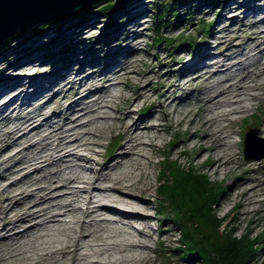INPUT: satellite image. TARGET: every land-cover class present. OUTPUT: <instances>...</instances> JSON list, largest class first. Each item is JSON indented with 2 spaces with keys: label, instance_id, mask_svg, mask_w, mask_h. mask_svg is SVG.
Segmentation results:
<instances>
[{
  "label": "bare ground",
  "instance_id": "6f19581e",
  "mask_svg": "<svg viewBox=\"0 0 264 264\" xmlns=\"http://www.w3.org/2000/svg\"><path fill=\"white\" fill-rule=\"evenodd\" d=\"M246 1L243 4H247L248 2L256 4L255 2L258 0ZM251 8L253 7L247 5L246 9ZM260 10L262 16L259 21L264 23V10L262 8ZM247 28H238L242 34H238L237 44L230 41L235 38L234 34H230L232 30L229 27L224 28L222 30V32L224 31V35H220L217 38V44H222V46L218 47V56L211 57L209 45L198 54L199 57L203 56V58L193 60L186 69H193L195 71L192 74L195 81L191 80L192 78H188L182 86L179 83L172 84L169 79L168 81L158 79L155 81L157 90L153 94L146 90L147 84L150 86L152 81L149 79V73L147 72L145 74L142 73L140 76L145 77L146 81L144 83H140L141 80L137 79V83L133 84L135 93L133 96L119 94L121 108L124 109L123 116H117L120 122L118 133H120L119 136L122 139L120 149L119 151L117 150L116 156L112 160L98 161V167L92 170L93 174L91 176L81 178L82 174L79 173L81 175L77 174L76 176V172L75 175L70 174V177L68 176L62 181V185L65 186L68 184V181L80 178V182L83 184V186L79 185L80 188L68 187V189L63 190L60 196L52 195L48 197L49 199L45 198L46 195L51 194L50 191L53 192V188L51 186L52 173L48 171L44 173V166H36L33 170L24 172L19 178H15L14 181L0 188V264H144L148 257L145 256L144 251L143 254H140L137 250L151 248L148 241L144 238L149 240L152 237L151 232H148L146 229L148 227V220L152 217L153 213H150V210L148 211L152 198L147 194L148 190L146 191V188H148L150 183L145 181V177L148 174L143 170L144 163L141 159L146 158V161L151 163V155L155 153L154 151L158 144V139L157 141L155 139L159 135L153 134L154 136L149 137L148 140L146 134L149 131L158 129L159 126L164 129L165 124L159 117H153L150 112L143 115L140 111L141 108L139 105L136 106L135 102L137 98H142L143 101L149 100L150 111L154 109L156 103V107H160L159 110L164 116L169 114V110L166 109L169 102L178 103L180 100H186L191 105L197 104V110L192 109L190 106V108L185 107L186 109L180 110L179 114L183 116L179 117V122L185 119L187 120V122L185 121L187 125L193 126L190 132L192 137L197 138L199 134L202 135L201 138H197L200 141L197 143L198 152L196 153L198 154L202 150L206 152V159L208 158L209 160L207 164L210 166L212 172H219L220 170L223 173L234 172L235 170L229 166L230 161H234V157H236L235 151L232 152L231 147L234 144L239 146L241 139L240 137L237 139L234 137L233 124L235 118L232 114L242 113L249 109L251 111L252 105L249 103V100L258 98V92L253 91L264 89V28L263 30L258 28V22L256 21L249 24ZM238 30L235 31L237 32ZM227 32L229 33L227 34ZM210 57L211 59H209ZM124 62L125 65H128L127 59ZM123 68L125 67H121L120 70L113 69L112 71L100 70L101 75L95 74V76L99 75L98 80L101 78L106 83L94 85V88H96L93 91L90 90L91 87H88L81 94H75L74 98H71L69 104L67 103L64 109H56L57 105L54 110L63 112L65 116H60L62 118L59 117L60 119L58 118V122L55 123L57 127L46 132L44 136L38 135V129L44 119H51L54 110L45 114L41 110L44 105H41L37 109L35 106L33 107L32 102L27 105V107L31 106V108L25 109L26 112L23 111L22 115H19L20 119L16 123H13V126L4 132V136L0 139L1 142L5 136L12 137V135H17L13 137L12 143L16 142L19 137H25V143L20 145L11 155L9 154L4 158L0 157V167L2 166L3 170L8 173L12 165L8 167L6 163L11 162L14 154H17L21 155L19 161L24 166L30 165L29 163L40 157L47 160V163L54 164L57 167L54 174L63 172L68 165V161L66 162L67 164H64V161H66L64 159L67 158L65 155H69L71 152L66 150L57 157L52 156L56 152L57 147H65L62 146L65 136L55 138L56 142L52 143L53 145L51 144L53 150L52 152L50 151L51 153L41 152L44 146L41 143V139L45 138L48 134L49 136H54L55 130H59L62 123L64 126L74 123L75 119L80 115V110H83L84 114L96 111V109L98 110L106 98L113 96V93L109 91V86L114 85L113 83H118L117 77L119 72L126 70ZM62 69L66 70L64 74L65 78L72 76V79L67 80L68 82L66 83L63 82V86L59 84V81H53L51 87L43 88L38 94L41 93L40 95H43V93L48 92V95L43 96L45 98L43 99L44 102L48 103L58 93H61L63 97L65 95L66 97H71L68 93L71 92L70 88H72L73 81L78 80V82H81V80L86 79L88 76L85 73L79 76L77 72L74 73L75 75H70L71 71L69 68L62 67ZM108 73H113V76L111 77ZM166 74L168 75V73ZM42 81L47 82V80L43 79ZM0 84L4 86L0 92V99L1 96L5 98L0 101V112H2L0 114L1 126L2 120L5 121L12 116L16 117L19 110L22 109L19 105L22 102L26 105L32 95L28 94L30 93L28 90L26 96L22 98L19 96L26 93L25 87H22V90L16 89L21 86V83L19 85L14 84L15 86L13 87L8 85L9 81H0ZM185 87H190V90L186 91L183 97L178 96L179 91ZM54 89L56 91L53 92ZM10 90L11 94L9 93ZM168 92L174 95L173 99L169 102L164 99ZM9 94L10 96H8ZM190 94H193L194 100L190 98ZM87 98L91 100L90 105L86 103L87 100L85 99ZM261 99H264V97ZM74 103L78 106L72 107ZM256 103L258 104V102ZM216 108L217 110H215ZM73 111L77 113L71 115ZM10 112H13V114ZM207 112L210 115H207ZM133 113H135V116ZM97 118H99L97 115L96 117L89 118L87 119L89 121H86L82 125L89 126ZM261 125L263 127H260V130L264 132V118ZM71 127L73 128L74 126ZM99 129L101 128L97 127V130L100 132ZM88 131L90 130L86 129L82 131V136L84 133H88ZM95 132L93 130L91 134ZM33 134H36L39 138L32 137ZM47 143L49 142L47 141ZM32 148H36L37 151L30 156L24 155V150ZM147 148H151V150L147 152ZM1 151H3V148H1ZM73 154L77 153L73 151ZM262 157L258 161V166H249V170L243 168V172L247 173L248 178L251 180V183L248 185L249 190L245 189L243 185L246 182L244 177L242 178L245 181L234 184L235 187L243 185V188H240L242 190L235 194L238 198L235 197L237 202L242 206L245 203L255 201L251 199L248 193L253 191L258 192L257 189L264 193V155ZM130 165H132L134 171L136 169L139 171L135 172L136 174L131 172V170L130 173H126L124 170L129 172ZM36 170L43 173L41 177L39 176L40 179L31 175V172H36ZM138 174L139 176H137ZM43 180L50 183L41 185L39 182ZM239 186L237 187L239 188ZM137 187L140 188V193L134 192ZM81 190L86 192L83 197L80 193ZM37 194H40V196L35 199ZM59 197H67L69 199L62 202ZM79 200L83 201V204L87 207L84 208L87 210L81 214L77 212ZM37 205H40L38 210L34 208ZM71 213L70 219H72L75 227H71L65 219V216ZM108 225L110 228L106 229ZM76 230L81 231L78 237L72 234ZM102 231H105L106 234L97 235L98 232L100 234ZM64 233H66L65 237L60 236L64 237L63 241L60 239L56 240L58 234ZM50 234H56V238H49ZM117 235H122L123 237H116ZM46 239H51V241H45ZM55 241H58V243ZM54 243L57 244L53 245ZM261 251L257 257L259 262L264 264V248ZM18 254H21L19 257L24 260L23 262L15 261L16 258H19L17 257ZM169 263L178 264V261L173 260V262L170 261Z\"/></svg>",
  "mask_w": 264,
  "mask_h": 264
},
{
  "label": "rangeland",
  "instance_id": "374dc122",
  "mask_svg": "<svg viewBox=\"0 0 264 264\" xmlns=\"http://www.w3.org/2000/svg\"><path fill=\"white\" fill-rule=\"evenodd\" d=\"M100 1H101L100 6L111 2V0H100ZM152 1L153 0H130L129 2L128 0H126L125 2H123L124 4L128 2V4L126 5H129V7L128 10L124 12L122 16L124 17L129 16L130 17L129 20H126L124 25L121 26L122 29L115 32L114 31L110 32L107 35L106 39L103 38V40L100 41H95L94 35H97L99 32H101L99 28L101 27L100 25L103 20V16L102 14L101 15L92 14V13L87 14L85 18L86 21L84 23H81L80 25L78 24L71 26V28L67 29L68 34L70 33V38H72L71 40L73 41V45L69 49V52L64 55L62 54V56H59L58 53H56L59 47L53 46L49 49V51H51L52 49L51 53H53L49 59H45L42 56L45 52V49L42 48L39 49L37 48V46L40 45L41 43L42 44L48 43L49 40L54 37L55 31H53L51 25L46 28L39 27L42 23H43L42 26L47 25L49 23L47 21L49 19L51 20V18L43 22L39 21L38 24H32V25L27 24L25 26L18 27V30L19 31L23 30V32H21L19 36H17V38L12 39L9 44L11 46L12 45L14 46L15 45L14 43L19 38L20 40L23 39L24 42L22 44L19 43V45L14 46L12 51H9L8 54H11L9 56L11 60L7 61V59L3 58V56L0 55V81H6V82L9 81L8 85H10L11 87L15 86L14 84L19 85L21 83L20 84L21 86L16 89L22 90V87H25L24 89L26 90L25 91L26 93L22 96L21 95L19 96L21 98L23 96H26V94L28 93L27 91L29 90L30 93L28 94H31L32 97L28 99L30 101H27L26 105L23 104V102L22 104L19 105L22 107L21 109L22 111L19 110L18 115L16 117L12 116L11 117L12 119L9 117L5 121L2 120V125L0 126L1 128L0 139L1 137L4 136V132L7 129H9V127L13 126V123H16V121L20 119L19 115H22L21 113H23V111L26 112L27 109L31 108V106H29L30 108L27 107V105L31 104V102L33 107L35 106L36 109L38 107L40 108L41 105L42 106L44 105L41 110L45 114H47L46 112L51 111L52 107L55 106L54 108H56L57 105L59 106V104H60L59 108L64 109L67 103L69 104L71 98H73L72 97L73 93L74 95L79 93V91L82 90V88H84L85 85L87 86L89 84L88 85L89 88L90 87L94 88V85H100L103 84V82L106 83V81H104L103 79L101 80V78L100 80H98L99 75H101L100 70L105 69L112 71L113 69L120 70L121 67H125L123 69H126L127 72H125L126 70L125 71L122 70L119 72L117 77L118 83H113L114 85L109 86V91L113 93L112 94L113 96L106 98V100L103 101L104 102L103 105H101L98 108V110L96 109L97 112L96 111L89 113L85 112L86 114H84V111L80 110L79 112L80 115L78 116L79 118L77 117L74 123H71L70 125L65 124L66 126H64V124L62 123L61 128H59V130L57 131L55 130V135H54L55 137L49 136V134L46 135L45 138L41 137L42 138L41 143L42 145H44L43 150L41 152L44 151L45 153L46 152L51 153L53 151L52 145L56 142L55 138L59 136H65L62 145L65 147L64 148H62L61 146L57 147L56 152L52 156V157H57L58 155L64 153L66 150H69L71 152L69 155L68 154L65 155L67 158L65 157L66 159L64 160L66 161H64V164L68 163V165L63 172L61 171L59 173L57 172L56 174H54L57 167L54 166V164L47 163V160L42 159L40 157H37L38 159H35L33 162L29 163L30 165L24 166L23 163L19 161L21 155L14 154L12 161L6 163L8 167L12 165L9 168L11 171L9 170V172L6 173L3 170V167L2 166L0 167V188L4 187L9 182L14 181L15 178L16 179L19 178L24 172L28 170H32L34 167L36 168V166H42V167L44 166L45 168V170L43 171L44 173H47V171L52 173L51 185L53 187L52 189L53 192L50 191L51 194H49L48 196L46 195L45 198H48L52 195L60 196L63 190L68 189V187L75 188L76 185H78V182H80L78 180L80 178L76 180L68 181V184L65 186L62 185L63 183L62 181L64 180V178L68 176L70 177L71 175H75L76 172H77L76 176L77 174L79 176L82 174L81 178L86 176H91L93 174L92 170L97 168L98 166V161L100 162L101 160L104 161L105 159H109V156L112 155L114 156V153L115 154L117 153L116 150H115L116 152L114 151L113 153L112 151L109 152L108 147L110 146L111 142H113L114 140H117L118 138L121 139V137L119 136L120 133H118V125L120 124V122L117 116H123L124 109L121 108V102L118 95L122 93L133 96L135 94L133 84L137 83L136 80L140 79L141 80L140 83H144L146 81L145 77H140L142 73L145 74L148 72L150 77L149 79L152 80L151 85L149 86L147 84L146 87V90L149 93L154 94L156 92L157 89H156L155 81L158 79H161L163 81L165 80L168 81L169 79L172 84L179 83L182 84L183 86L188 80V78H192L191 80L195 81L192 76V74H194L195 71H193V69L190 70H186V69L188 68V65L192 63L193 60L201 58L199 57L198 54H200L204 48H206L209 45L211 52L210 55H212L211 57L218 56L217 54L219 51L218 47L222 46V44L220 43L217 44V38L220 35H224V31L222 32L224 28L229 27L232 30L230 34L231 35L234 34L235 38H233L230 41L234 44H237L238 34H242L238 30L239 27L248 29L247 27L249 26V24L256 21L258 22V28L262 30L264 28V23L259 21L261 19L260 17L262 16L259 10L258 12H252L248 10L249 11L248 12L246 9L247 5L251 7L252 4L251 2H248L247 4H243V2H247L246 0H225L224 3L222 2L221 4L220 2L219 3L217 2L216 4H208L209 1H205V3H203L201 6H195L196 4L193 5L196 2V0H190L188 2L185 1V3H183L184 5L181 7L184 8L182 9V11H184L185 13L183 17L188 15L186 14L188 11L187 10L188 8H186V6L188 7L191 5L190 8L192 10V13H190V16H188L189 18L182 19V21L180 22L176 21L175 24H173V26L166 27L164 33H166V35L175 36L176 33L182 30L184 35H186L187 33L188 36L194 37V40L193 41L191 40L193 46L189 45L188 43L184 45H179L175 49H173L171 53L169 50L173 48L172 45L177 42V39L173 41L171 45H169L171 46L169 48L167 45L163 46L164 43H161L158 46L156 45L152 46V42H151L153 40L152 12L154 11V8L151 7L153 5ZM257 2L255 3L259 5V7H264V0H258ZM96 7L93 8L91 7L94 10L93 13H96V11L98 10L96 9ZM85 8L83 10L81 9L79 12H76L74 14L70 13V15L64 17L63 20L66 19L72 20L70 16L72 17L73 15L85 11ZM193 18L194 20H192ZM196 18L197 20L201 18L204 19L205 21L208 20V22H210L211 25L207 30H204V32L197 31L199 24H197V22H192V21H196L195 20ZM53 19H59V18H53ZM66 23L67 22L62 23V28H64ZM40 28L41 29L45 28V29L43 31H40L39 34L38 30ZM18 30H16L15 32H17ZM235 30L238 31L236 32ZM15 32H12L11 34L8 35L10 36L15 35L14 37H16ZM228 33L229 32H227V34ZM103 41H107L108 45L106 46H104V44L102 45ZM28 44L30 45L28 47L30 48V52L28 53L24 52L27 53L24 55L20 54L21 50H19V48L26 46ZM88 45L91 46H89L90 47L89 49H86ZM17 50H19V52H17L16 54L15 52ZM65 55L67 56L69 55L67 62H65L66 60L64 59ZM211 57L209 59H211ZM126 59L128 60V65H125L124 61H126ZM108 65H110V67H108ZM62 67H66L67 69L69 68V70L71 71V72L69 71L70 75L71 74L73 75L75 72H77L79 76H82L84 73L88 74V76L86 77V79L81 80V82H77L78 80L73 81V85H71L72 88H70L71 92L68 93L69 96L71 97H66V95L63 97L61 93H58L57 96H54L48 103H46L43 101V99H45L43 98V96L48 95V92L43 93V95H40L41 93L38 94L39 92L42 91L43 88L46 89L48 87H51L52 85L51 83L53 81L54 82L59 81V84H62L61 86H63V82L66 83L68 82L67 80L72 79V76H68L65 78L64 74L66 73V70L62 69ZM166 73H168V75ZM95 74H99V75L95 76ZM108 74L111 77L113 76V73L112 74L108 73ZM42 79L47 80V82L46 81L43 82ZM178 81H180L181 83ZM74 85H77L76 92L73 89ZM3 88L4 86H1L0 84V92L1 90H3ZM85 89L86 87L84 88V90ZM11 90L10 92L8 91L10 94H11ZM54 91H56V89H54L53 92ZM253 92L256 93L258 92L257 93L258 98L255 99L252 98L249 100V103L252 105L251 111H249L250 110L249 109L248 111L245 112L243 111L242 113H237L238 115H235L236 117L234 119L235 122L233 124V127L235 131L234 137L236 139L238 137L242 139L241 136L243 135V131L245 129H249L252 126L257 127L258 135L264 137V132L260 130V127L261 128L263 127V125L261 124L264 118V99H261L262 97H264V89L262 88V90H254ZM10 94L8 96H10ZM180 95H183V92H181ZM171 96H173V93L168 92L167 99L164 98L165 101L168 100L167 102H169ZM3 97L4 96H1V99H5ZM85 100L88 101L89 105L91 104L90 103L91 100H89L88 98ZM183 101L180 100L178 103L169 102V104L166 106V109L169 110V114L167 116H164L162 114V112L159 110L160 109L159 106L156 107V103L154 105V109H152V111H149L150 113H152L153 117L156 118L159 117V119L165 124V128L162 129L159 126L158 129H155L154 131H149V133L146 134L148 140L149 137L154 136L153 134L159 135L155 139L156 141L158 139V144L155 148L154 151L155 153L151 155V163H148L146 161V158L141 159V161L143 160L142 162L144 163L143 170L145 171V173L148 174V176L145 177V181L147 183H150L148 188H146V191L148 190L147 194H149L150 197L152 198L150 205L148 207V211L150 210L149 212L153 214L152 217H150L148 220L150 225L147 224L148 227L146 230L148 232H151L152 237L149 240L144 238L150 244L151 246L150 249L141 248L142 250L138 249L137 251L140 254H143L145 252L144 253L145 256L148 257V259H146L144 264H170L169 262L170 261L173 262V260H175L176 262L178 261V264H201L198 257L184 258L181 255V252L177 250L176 251L172 250V248L175 247L176 244L179 245L178 240L180 234L178 233L179 232L177 228L178 225L173 222L174 214L170 211V209H167L168 207L163 206V204L161 203V201L165 200L164 195L160 197L161 194L157 193L156 190L157 186L159 185L158 182L161 181L162 179V175L166 176L168 174V172H166L167 165L164 162L165 160H167L168 163L176 162L177 165L179 166L184 165L198 172L201 173L205 172V174L208 176V179L216 183V185L223 190V193L220 195L219 198V203H216L215 205V209L218 211V216L227 217L224 222L226 223L228 221L227 225H229V227L231 228H234L236 234H245L248 231H250L249 233L250 237L254 240L256 238L255 241L257 242L253 246L254 253L252 254L249 264H261L257 256L262 252L261 250H263L264 248V201H261L264 200L263 199L264 193L258 189H257L258 192L253 191L248 193L251 199L255 201L252 203H247V204L245 203L244 206H242L237 202L236 200L237 197L235 196V194L242 190L240 188H243V185L245 189H248L249 188L248 185L251 183V180L250 178H248L247 173L243 172L244 169L246 168L249 170L248 168L249 166H253V167H255L256 165L258 166L259 164L258 161H260L263 157L261 159L255 158V159H247V160L246 158H243L241 154V150H242L241 141L243 140L242 139L239 142V146L234 144L231 147L232 152L237 151L236 157H234L235 158L234 161H230L229 163V166H231L235 171L232 173H226V172L223 173L221 170L219 171L220 173L212 172V170H210V166L207 164L209 160L208 158L206 159V152L202 150V152L198 154L196 153L198 152L197 143L200 141L197 138H201L202 135L199 134L197 138L192 137L190 132L193 126L187 125L186 123L187 120L185 119L184 121L179 122L180 120L179 117L183 116L179 114L180 110H184L190 107L192 109L197 110L196 107L197 104L191 105L186 100ZM136 102H135L136 106L139 105V107L141 108L150 109L148 103L149 100L143 101L142 98L141 99L137 98ZM256 102H258V104ZM75 105L76 104L74 103L72 107H74ZM77 106L78 105H76V107ZM215 110H217V108ZM75 111H73L71 115H75V113H77ZM208 112L206 114L210 115ZM1 113L2 112H0V114ZM10 113L13 114V112ZM249 113H251L252 116L248 117L247 115ZM133 114L135 116V113ZM96 115L99 117L97 118L98 121L96 120L95 122H92V124L89 126L82 125L83 123H86V121H89L87 119L96 117ZM240 115L242 117L244 115L245 118L241 119L240 123L238 124L239 122L238 120L241 117ZM60 116L64 117L65 114L59 113L58 116H55L53 119H50L48 122L44 120L43 122H47V123L40 125L41 127H39L38 129L39 130L38 135L44 136L46 132L50 131L52 128L57 127V125L55 126V123L58 122L57 119ZM177 122L179 123L177 124ZM48 123L50 125H48ZM71 126L74 127L72 128ZM97 127L101 128L99 129L100 132L97 130ZM84 129L85 130L88 129L90 131H88V133L86 132V134L84 133V135L82 136V131H85ZM93 130H95L96 132L94 134H91ZM16 136L17 135H12V137L5 136L4 139L0 142V150L1 148H3V151L0 152V157L4 158L9 154L11 155L15 150H17L20 147V145H23L25 143V137H19V139L16 142L12 143L14 139L13 137ZM32 137L39 138L36 134H33ZM45 141L46 142L48 141L49 143L46 144ZM256 141L258 143L260 142L258 139H256ZM260 143L264 145V141H261ZM119 149L120 148H118V151ZM150 150L151 148L146 149L147 152ZM36 151H37L36 148L24 150V155L30 156ZM73 151H75L77 154H73ZM68 156L70 159L68 158ZM162 159L163 161H161ZM68 166L70 167L68 168ZM162 167L164 168V170L162 169ZM130 170L131 172L134 173L139 171L137 169L134 171L132 165H130L129 167V172H127L126 170L124 171L126 173H130ZM37 171L38 170H36V172ZM160 171L163 172L162 175H160ZM36 172L32 171L31 175L35 178L37 177L40 179L43 173L40 171H38L37 173ZM137 176H139V174ZM242 177L246 179V182L242 186L237 185L239 186V188L237 186L235 187L234 184H236V182L240 183L241 181H245V179H243ZM39 183L41 185H46L50 182L43 180ZM79 185L83 186L82 182H80ZM139 187H137V189L134 190V192L138 193L140 191ZM77 188L80 187L77 186ZM83 192H84L83 190H81L80 192L82 194V197L85 196L86 194V192L84 193ZM39 196L40 194H37L35 196V199L39 198ZM59 198L60 200H62V202L69 199L67 197H59ZM79 201L77 204L78 205L77 212L78 214H81L87 210L84 209L87 207L86 205L83 204V201L81 200ZM39 206L40 205L34 206V208L38 210ZM160 208L163 211H165V213L173 216L172 217L173 220L171 218L164 219V221L160 219L157 220L156 219L157 216L154 213L160 210ZM71 215L72 213L68 216H65V219L66 220L67 218L70 219ZM157 224H159L160 226L155 230L154 227L157 226ZM108 227L109 225L106 227V229H108ZM221 228H223V224ZM97 234L101 236L102 234L103 235L106 234V232L102 231L100 232V234L99 232ZM55 236L56 234L54 235L50 234L49 238L51 237V239H55L57 237L56 240L60 239L63 241L64 237H60V236H64V234L61 235L58 234V236L56 237ZM121 236L122 235H117L116 237H121ZM51 239H46L45 241L50 242ZM55 242L58 243V241ZM57 243H54L53 245ZM19 255L21 254H18L17 257H19ZM15 261L23 262L24 260H22L21 257H19L16 258Z\"/></svg>",
  "mask_w": 264,
  "mask_h": 264
},
{
  "label": "trees",
  "instance_id": "16d2710c",
  "mask_svg": "<svg viewBox=\"0 0 264 264\" xmlns=\"http://www.w3.org/2000/svg\"><path fill=\"white\" fill-rule=\"evenodd\" d=\"M128 1L130 2V0ZM185 1L188 2L190 0L152 1L153 5L151 7L154 8L152 12V46H158L164 43L163 46L167 45L169 48L171 47L169 45L176 39L177 42L173 44V48L169 50L171 53L172 50L179 45L188 43L193 46L191 40L193 41L194 37L188 36L187 33L184 35L182 30L176 33L175 36L166 35V33H164L166 27L173 26L176 21L180 22L182 19L189 18L188 16L192 13L190 8L191 5L188 7L186 6V8H188L186 14L188 15L183 17L185 13L182 11L184 8L181 7L184 5L183 3H185ZM205 1H209L208 4H216L217 2L221 4L222 2L224 3L225 0H196L193 5L196 4L195 6H201ZM113 2L114 0H111V2L100 6L101 1H96L90 3V5L85 8V11L73 15L72 17L70 16L72 20H63L64 18L60 20L49 19L47 25L42 26V23L39 27L46 28L51 25V28L55 31L54 37L51 38L48 43H41L37 46L39 49H45L42 55L43 58L49 59L51 57L53 53H51L52 49L51 51H49V49L53 46L59 47L56 52L59 56L68 53L73 45V41L67 29L71 28V26L84 23L87 14H102L103 16L101 27L99 28L101 32L94 35L95 41L103 40V38L106 39L110 32L122 29L121 26L130 18L129 16H122L124 12L128 10L129 5H126L128 2L125 4L122 2L116 5L113 4ZM91 7H96V9H98L96 13H93L94 10ZM192 20H194V18ZM195 20L196 21L192 22H197V24H199L197 31L200 32H204V30H207L211 25L208 20L205 21L202 18L199 20L196 18ZM65 22L67 23L64 28H62V23ZM44 29L40 28L38 30L39 34L40 31ZM21 32H23V30H18L15 32L16 37H14L15 35H8V37L0 41V55L7 59V61L11 60L9 57L11 54H8L9 51H12L14 46L24 42L23 39L20 40L19 38L14 43V46L9 44L11 40L17 38ZM103 44L104 46L108 45L107 41H103L102 45ZM29 46L28 44L20 47V54L24 55L30 52ZM89 46L91 45H88L86 49H89ZM19 50L15 53L17 54ZM68 57L69 55H65L64 59L68 60ZM161 161H163V159ZM164 162L167 165L166 172H168V174L164 176L162 175L163 172L160 171L162 179L158 182L159 185L156 190L157 193L161 194L160 197L164 195L165 200L161 201V203L163 206L168 207L167 209H170L174 214L173 222L178 225V233L180 234L178 240L179 245L176 244L172 250L181 252L184 258L198 257L201 264H249L252 254L254 253L253 246L257 242L255 241L256 238L254 240L250 237V231L245 234H236L234 228L227 225L228 221L226 220L227 222H224L227 217L218 216L215 205L219 203V198L223 190L220 189L216 183L209 180L205 172L201 173L184 165L179 166L176 162L168 163L167 160ZM162 169L164 170L163 167ZM157 213L161 215V217H159L160 220L164 218L172 219L173 217L165 213L161 208ZM222 224L223 228H221Z\"/></svg>",
  "mask_w": 264,
  "mask_h": 264
},
{
  "label": "water",
  "instance_id": "95a60500",
  "mask_svg": "<svg viewBox=\"0 0 264 264\" xmlns=\"http://www.w3.org/2000/svg\"><path fill=\"white\" fill-rule=\"evenodd\" d=\"M96 1L98 0H0V41L18 30V27L37 24L49 18H64ZM122 1L125 0H114L113 4ZM255 133V128L245 133L244 152L247 157L260 159L264 153V145L256 144ZM253 146L257 149L252 150Z\"/></svg>",
  "mask_w": 264,
  "mask_h": 264
}]
</instances>
